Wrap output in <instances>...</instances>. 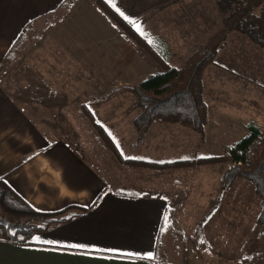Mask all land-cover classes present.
Instances as JSON below:
<instances>
[{
	"label": "crops",
	"instance_id": "0c3cea01",
	"mask_svg": "<svg viewBox=\"0 0 264 264\" xmlns=\"http://www.w3.org/2000/svg\"><path fill=\"white\" fill-rule=\"evenodd\" d=\"M106 1L133 28L138 26L139 31L134 29L154 49L165 56L172 52L155 26L148 28L151 31L141 28L149 22L146 15L132 13L121 0ZM186 4L185 8L191 5ZM177 10V6L169 10L171 43L177 47L176 43L207 41L212 32L206 33L207 22L197 20L193 10L186 8L191 19L185 17L187 24L177 25L182 22ZM214 17L218 21L219 16ZM34 39L45 54L31 60L21 54L25 55L30 49L26 44ZM135 47L94 0H0V180L36 211L55 213L70 206L87 209L84 213L67 211L64 216L74 217L34 234L28 245L8 243L0 236V264H157L156 245L160 249L163 244L166 212L170 201L176 200L171 186H152V192L142 194L110 188L95 169L91 151L81 148L80 135L71 131L66 137L59 131L64 121L58 123L55 115L74 112L60 98L80 96L82 79L100 87L114 80L141 81L157 73L146 72L149 62L137 55ZM58 78L62 82L71 79L78 89L64 88L65 84L55 87L50 81ZM261 117L250 113L243 121L261 128ZM64 119L67 126L74 125L73 119ZM165 137L177 139L180 145L187 138L195 139L180 127L154 122L143 137L144 146L136 152L140 157L135 154L132 159L156 164L176 161L172 155L179 148L162 141ZM197 167L186 171L196 177ZM212 170L203 172L210 178L205 182V195L201 193L206 202L212 200L218 185L219 175Z\"/></svg>",
	"mask_w": 264,
	"mask_h": 264
},
{
	"label": "rangeland",
	"instance_id": "374dc122",
	"mask_svg": "<svg viewBox=\"0 0 264 264\" xmlns=\"http://www.w3.org/2000/svg\"><path fill=\"white\" fill-rule=\"evenodd\" d=\"M187 2L191 5L186 8L193 10L197 20L203 19L202 22H207V34L212 31L209 34L211 36L222 27L223 15L216 6V0ZM121 4L134 14L139 11L146 15L149 22L141 28L147 31L155 26L156 31L173 47L172 52L169 51L170 55H166L167 62L172 67L181 66L193 53L204 47L209 39L203 42L199 40V44L191 45L182 42L183 45L180 46L176 43L177 47L171 43L169 25L172 15L169 10L177 6V15H182V22L180 20L176 24H187L186 18L190 20L191 13L187 17L183 10L186 9V0H121ZM214 14L219 16V23ZM134 28L139 31L138 26ZM26 46L30 49L25 51V55H21L28 59H39L40 54H45L41 50L40 42H35V39ZM136 47L137 55L141 54L149 62L146 72L160 71V67L141 48ZM31 66L39 67L36 64ZM50 82L55 87L65 84L64 88L78 89L77 83L74 86L71 79L62 82L58 78ZM139 82L114 80L106 82L104 86L94 87L92 80L82 79L79 84L80 96L60 98L74 108V112L55 114L58 123L64 121L59 131L64 132L66 137L71 136V131L80 135L81 148L91 151L95 159V169L102 179L110 183V188L114 187L123 193L142 194L146 191L152 192V186H171L176 200L170 201L172 206L166 212L161 236L163 244L155 258L157 264H264V229L258 223L262 208L252 186L246 180L237 178L225 192L220 193L217 185L211 201L206 202L202 198L201 193L204 194L207 188L205 182L210 181L203 172L213 169L212 172L219 175V180L230 164L217 163L214 166L199 167L200 169L197 167L196 177L193 171H186L193 168L154 170L132 167L121 164L96 134L86 111L102 126L123 159H132L139 146L140 149L144 146L143 138H138L132 124L139 110L134 107L135 97L131 88ZM108 84L110 86L107 87ZM203 96L208 106L209 124L205 128L206 135L204 133L201 137L179 124L166 123L184 129L195 138L191 140L185 137L186 141L181 145L172 137L162 140L167 144L172 143L173 148H179L172 155L176 161L224 155L235 142L246 135L245 124L248 121H243V116L250 113H259L262 116L260 129L264 133V51L243 35L232 32L225 47L203 73ZM77 104H80L81 110L76 109ZM64 118L73 119L74 125L67 126Z\"/></svg>",
	"mask_w": 264,
	"mask_h": 264
},
{
	"label": "trees",
	"instance_id": "16d2710c",
	"mask_svg": "<svg viewBox=\"0 0 264 264\" xmlns=\"http://www.w3.org/2000/svg\"><path fill=\"white\" fill-rule=\"evenodd\" d=\"M94 3L121 36L141 48L160 67L159 72L145 77L131 88L135 97L134 107L139 110L132 124L140 140L154 122L176 123L203 137L208 124V106L203 96V73L225 47L228 36L237 32L264 51V0H216V6L223 14L222 27L209 37L204 47L179 67L170 66L166 56L154 49L106 1L94 0ZM85 114L96 134L121 164L154 170L230 164L218 180L219 192L229 189L237 178L246 180L260 201L262 211L258 223L264 229V133L259 127L247 124L246 135L222 156L156 164L123 159L92 114L87 111ZM73 209L79 213L87 211L86 208L77 206L55 213L36 211L0 180V236L5 242L28 245L34 234L47 232L53 226L69 221L74 216L64 215ZM158 253L157 243L155 254Z\"/></svg>",
	"mask_w": 264,
	"mask_h": 264
},
{
	"label": "snow or ice",
	"instance_id": "6c2138e0",
	"mask_svg": "<svg viewBox=\"0 0 264 264\" xmlns=\"http://www.w3.org/2000/svg\"><path fill=\"white\" fill-rule=\"evenodd\" d=\"M23 239V238H21ZM33 240L34 241H39V238L38 237H33ZM43 243H56L54 241H43ZM70 247H82L81 245H70Z\"/></svg>",
	"mask_w": 264,
	"mask_h": 264
}]
</instances>
